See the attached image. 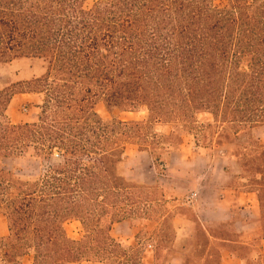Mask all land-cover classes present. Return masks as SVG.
Returning a JSON list of instances; mask_svg holds the SVG:
<instances>
[{
	"label": "trees",
	"instance_id": "16d2710c",
	"mask_svg": "<svg viewBox=\"0 0 264 264\" xmlns=\"http://www.w3.org/2000/svg\"><path fill=\"white\" fill-rule=\"evenodd\" d=\"M21 59L45 71L18 94L44 100L36 122L14 124L5 114L17 94H0V216L8 225L0 264H147L111 231L166 199L158 186L130 182L124 158L131 147L155 157L164 143L170 156L190 137L198 147H238L232 187L257 195L264 237V142L255 135L264 126V0H0V64ZM142 109L143 121L115 117ZM200 115L213 122L200 124ZM29 151L38 175L17 164ZM184 212L175 209L159 232L179 230V220L197 224L201 264H223L224 250L264 264L255 247L212 236ZM72 221L83 227L79 240L67 233Z\"/></svg>",
	"mask_w": 264,
	"mask_h": 264
},
{
	"label": "rangeland",
	"instance_id": "374dc122",
	"mask_svg": "<svg viewBox=\"0 0 264 264\" xmlns=\"http://www.w3.org/2000/svg\"><path fill=\"white\" fill-rule=\"evenodd\" d=\"M214 2L217 6H225V4H227V0H214ZM44 71L43 64L36 60L21 59L10 64H0V94L10 89H12L10 94H17L14 95L7 114H5L14 124L33 123L37 121L40 113L39 106L43 104L44 96L20 95L18 93L22 91L23 87L19 84L40 77ZM97 112L104 121H111L113 119L102 105L97 107ZM147 116L148 113L145 109H142L138 113L115 114L116 118L125 122L143 121ZM198 122L200 124H207L212 123L213 119L210 115H200L198 117ZM156 132L160 135L168 136L171 133V127L158 125L156 127ZM255 135L264 142V126L258 128L255 131ZM185 143V147L187 148L196 147L191 138H187ZM169 146V143H164L160 147H157L158 150L156 155H154L155 157L150 153L142 154L138 151L137 147H131L128 150L122 167V171L127 176L128 180L145 186H158L162 189L159 184L147 185L143 183L151 176L160 178L162 180V185L169 193L168 197H171V199L165 197L166 200L163 202L146 206L148 213L136 215L135 218L139 220L134 226L130 221L115 224L112 228L111 235L125 247H139L143 252L144 261L147 264H201V259L205 256V241L201 235L200 227L197 224L179 220L177 222L180 228L179 230H175L173 226L167 224L161 232L159 231L162 223L169 218V214L177 208L185 210V212L180 215L188 219H194L195 214L192 211V207L196 204V198L193 197L194 186L192 179L194 176H192V173L195 174L198 172L205 174L209 172L210 169L206 168L207 163L205 164L209 157H203L202 159L204 160L197 162V165L191 164L193 165L191 166L190 163L193 155L189 151L187 154H183L182 157H179V162H177L175 170L171 174L168 173V165L165 168V164H169L170 156L165 152L171 148ZM204 148L214 149L216 147ZM221 148L224 150H238V147L230 145H224ZM240 149L241 147H239V150ZM211 155L213 156L211 163L213 165V170H215L213 174H216L218 169L221 170L225 166V158L220 155V153L218 154V151H215V149L214 152H211ZM158 158L159 161L157 162ZM230 160V165H233L230 168V178L226 180V183L232 186L235 182L234 177L238 175L237 173L240 172V168L235 160L232 161V158H230ZM17 164L25 170L26 175H38L40 166L38 160L34 158L32 151H29L26 159L18 161ZM149 193H151L150 197L152 198L165 195H162L159 191L155 192L154 190ZM206 201L205 199V202ZM210 218L212 217H208V219ZM204 229L209 231L212 236L234 239L232 225H209ZM66 230L68 235L75 240L81 239L84 235L83 227L78 221L68 222ZM7 233L8 225L6 218L0 216V237L5 236ZM169 249L171 250L172 256H168ZM260 249L263 251L261 245ZM157 250L159 251L158 255ZM218 251L219 249L217 246H212L210 253L212 261H217ZM262 256L264 258V255Z\"/></svg>",
	"mask_w": 264,
	"mask_h": 264
},
{
	"label": "crops",
	"instance_id": "0c3cea01",
	"mask_svg": "<svg viewBox=\"0 0 264 264\" xmlns=\"http://www.w3.org/2000/svg\"><path fill=\"white\" fill-rule=\"evenodd\" d=\"M190 138L193 140L196 147L187 148L185 147L186 143H184L178 150L172 152L169 158L167 170L168 173L172 174L175 170L177 162H179V157H182L183 154H187L189 151L193 155L190 165H197V162L204 160L202 159L203 157H209L205 162V164L207 163L206 168L210 169L209 172L205 174L198 172L195 174L192 173V176H194L192 179L194 195H192L196 198V204L193 205L192 211L198 221L204 228L209 225H232L234 232L233 240L242 245L255 247L262 255H264L261 208L257 195L255 193H245L227 185L226 183V180L229 179L231 175V169L230 172H227L226 169L231 168L233 165H230V158H232V161L235 160L237 163L235 157L236 150H224L221 147L214 148L215 151H218V154L220 153V155L225 158V166L221 170L218 169L216 174H213L215 173V170H213V165L211 163L213 160L211 152H214V149L198 147L195 139L193 137ZM141 153L147 154V152ZM143 183L147 185L159 184L164 191L165 197L167 199H171V197H168L169 193L162 185V180L160 178L151 176ZM205 199L207 200L206 202ZM208 217L212 218L208 219ZM7 235L8 233L3 237H6ZM211 240L216 241L217 239L211 237ZM219 241L220 240H218V242ZM260 245L262 246L263 251H261ZM222 263L243 264V262L229 252V250H224L222 252Z\"/></svg>",
	"mask_w": 264,
	"mask_h": 264
}]
</instances>
